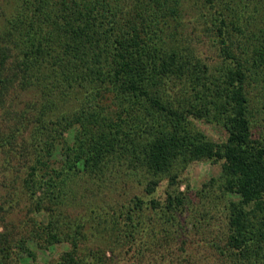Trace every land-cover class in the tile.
Listing matches in <instances>:
<instances>
[{"label": "trees", "instance_id": "trees-1", "mask_svg": "<svg viewBox=\"0 0 264 264\" xmlns=\"http://www.w3.org/2000/svg\"><path fill=\"white\" fill-rule=\"evenodd\" d=\"M205 1L220 39L215 69L181 37L184 0H13L0 27V105L17 84L36 96L0 128V264L22 254L41 264L37 250L62 242L47 264H114L83 251V223L71 227L65 210L80 188L121 172H144L147 194L167 176L164 205L150 200L159 228L141 220L139 198L120 215L139 261L149 251L179 263L169 245L186 199L178 173L195 160L220 162L227 198L215 264H264V0ZM203 123L226 137L210 139Z\"/></svg>", "mask_w": 264, "mask_h": 264}, {"label": "rangeland", "instance_id": "rangeland-1", "mask_svg": "<svg viewBox=\"0 0 264 264\" xmlns=\"http://www.w3.org/2000/svg\"><path fill=\"white\" fill-rule=\"evenodd\" d=\"M14 6L13 0H0V27L9 20L14 12ZM183 6L181 37L198 60L211 69H215L221 64L222 56L219 52L220 39L212 25V18L216 15L214 8L205 0H184ZM34 93V91L23 89L18 84L9 88L0 105V128H7L8 124L16 121L22 109L32 107L30 104L27 106V103L34 101L36 96ZM200 128L216 142L226 137L225 131L218 125L203 123ZM70 137L71 132L68 133V138ZM54 157L57 160L62 158L59 152ZM220 172V162L195 160L178 173V189L184 192L186 199L181 215L179 214L183 221L176 223L178 228L173 232L172 238H169L170 248L176 252L180 260L177 264H215L217 258H220L218 251L212 247L214 244L212 240L216 237L219 242L220 237L223 239L227 230L225 211H222L226 206L227 198L218 189ZM145 182L144 172L138 174L121 172L116 178L105 180L99 185L88 183L84 186L85 188H80L76 194H73V198L67 202L65 220L71 227L75 223H83L85 239L81 246L84 252L93 249L105 252L114 264H143V260L139 261L137 257L136 247L132 243L130 246L128 242V231L124 230L127 227L122 226L124 218L120 215V211H125L128 207L132 208L136 198H139L143 201L141 207L145 213L141 220L148 223L152 218L151 228L157 229L156 226L160 220L156 212L159 214L160 211L157 208L155 210L150 208V200L157 199L162 206L164 205L166 190H168L167 176L160 178L152 194L146 193ZM24 211V207L15 211L13 220L24 216ZM39 216L45 219L43 215L39 214ZM119 216H121L120 219ZM115 217L118 218L119 225L112 226L111 221ZM170 223L171 221H169V230H174L175 225L170 226ZM150 234L153 233L150 232ZM29 245L31 248L35 247L32 241H29ZM67 249L68 244L65 242L55 244L48 250L38 249L37 260L41 264L51 263ZM149 254V251L143 253L146 262L151 259L148 261L149 264L164 263L165 260L160 262L158 258H151ZM182 259L188 261L182 263ZM20 264H31V260L26 254H22Z\"/></svg>", "mask_w": 264, "mask_h": 264}]
</instances>
